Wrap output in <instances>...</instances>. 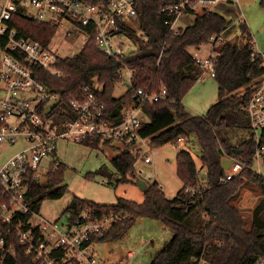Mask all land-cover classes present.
Instances as JSON below:
<instances>
[{
	"label": "trees",
	"instance_id": "trees-1",
	"mask_svg": "<svg viewBox=\"0 0 264 264\" xmlns=\"http://www.w3.org/2000/svg\"><path fill=\"white\" fill-rule=\"evenodd\" d=\"M174 1L177 0H136L135 20L145 39L131 26L120 25V29L137 44L136 50L123 56H109L89 41L75 55L58 59L55 64L57 75L42 71L39 77L63 96L52 112L57 121L69 116L63 111L69 110L64 94L75 93L84 84L97 92L114 122L121 119V107L131 99L134 88L151 91L163 85L166 98L143 106L149 121L143 124L141 134L149 136L155 147L194 134L200 148V167L196 166L191 153L182 149L178 151L175 163V173L182 187L173 198H167L159 183L154 181L147 183L142 201L119 196L114 204H101L74 196L64 212L70 214L72 223L85 206H91L99 213L128 214L126 219L114 223L103 234L93 236L94 242L121 237L137 218L159 221L172 231V236L163 243L150 264H255L264 259V175L251 166L256 147L264 146V129L260 142L256 143L246 107L263 79V56L260 53L252 55L250 32L245 23H239L242 29L239 36L222 40L212 47L220 52L213 76L217 82L218 100L204 114H191L182 100L197 81L201 67L189 48H199L209 43L210 37L224 34L232 21L228 15L233 14L234 8L231 3H218L210 11L203 9L202 13H196L191 24L174 30L166 21L174 20L175 14L160 12L162 7ZM260 3L264 5V0ZM188 12L195 13V10ZM12 24L20 36L43 43L51 40L55 33L54 26L38 22L23 12L13 16ZM123 67L134 72L132 84L121 96L114 97L113 91L121 80ZM243 133L244 136L233 142L232 134ZM81 143L95 148L111 144L98 136ZM223 157L237 158L247 165L225 183L219 181L225 173L221 164ZM112 162L119 173V183H135L138 175L133 168L134 157L128 150L123 148ZM64 167L61 161L55 170L50 167L45 182L30 180L27 195L34 211H38L44 199L61 198L67 191L63 182ZM201 169L205 170L208 186L196 192L187 191V187L198 183ZM247 185L258 186L263 195L252 210L248 228L236 204L241 190ZM12 242L15 252L11 254L0 249V264H36L17 238Z\"/></svg>",
	"mask_w": 264,
	"mask_h": 264
},
{
	"label": "built area",
	"instance_id": "built-area-1",
	"mask_svg": "<svg viewBox=\"0 0 264 264\" xmlns=\"http://www.w3.org/2000/svg\"><path fill=\"white\" fill-rule=\"evenodd\" d=\"M221 0H177L160 9V12L175 14V19L166 21L170 28L177 17L199 6L212 10ZM136 0H0V155L4 149L17 146V150L0 161V249L13 254L15 238L25 246V253L31 255L36 264H95L97 251L93 236L103 234L114 223L126 219L125 212L111 211L99 213L91 206H85L75 222L48 221L34 211L28 198V184L31 179L39 180L47 175L50 167L55 170L60 160L56 156L57 140L83 141L93 137L118 143L134 157L133 168L138 175L142 172L138 163L150 164L153 145L149 136H143L141 129L149 118L144 112L146 103L166 98L163 85L157 90L136 87L131 99L120 110L121 119L114 122L109 117L107 105L97 92L84 84L75 93H66L69 115L57 121L52 114L54 107L63 96L53 91V87L40 79L42 71L58 74L55 64L60 56L50 47V41L20 36L12 24L17 12L38 22L55 27V33L64 31L66 36L84 35L83 46L92 41L104 54L123 56L129 50H136L133 40L120 25H129L136 19ZM239 17V23H244ZM132 27V26H131ZM175 30V29H174ZM54 33V34H55ZM248 37L247 32L244 35ZM252 55L257 54L254 41ZM222 35L210 37V43L222 42ZM220 52L213 50L204 58L193 57L199 62L201 73L198 81L203 82V72L211 77L215 74V63ZM127 71L125 80L123 71ZM133 71L128 67L121 70L122 83L132 82ZM99 89V87H97ZM246 110L250 129L256 143L261 140L264 129V79L254 90ZM185 138L180 137L178 145ZM264 146L256 147L253 159L262 155ZM225 158V157H223ZM228 158V157H226ZM225 169L219 179L225 183L239 174L247 165L237 159ZM252 168V167H251ZM198 183L187 187L196 192L208 186L206 176L200 175ZM134 251L128 252L119 264L132 258ZM199 264H206L200 262ZM255 264H264V259Z\"/></svg>",
	"mask_w": 264,
	"mask_h": 264
},
{
	"label": "rangeland",
	"instance_id": "rangeland-1",
	"mask_svg": "<svg viewBox=\"0 0 264 264\" xmlns=\"http://www.w3.org/2000/svg\"><path fill=\"white\" fill-rule=\"evenodd\" d=\"M260 1L221 0L220 3H231L234 8L233 14L228 15L229 18H232V21L222 34V39L229 40L239 36L242 33L239 26V17L243 18L254 41V49L263 56L264 66V5H261ZM202 11V7L199 6L195 13L186 12L179 15L173 24V29L183 28L191 24L196 13L200 14ZM130 26L136 32L138 31L139 35H142L135 19L130 22ZM142 37L145 39L143 35ZM84 38V35L78 34L66 36L64 31H60L52 37L50 47L60 56H72L81 50ZM123 39L126 43L130 42L128 36ZM241 39L245 40L243 36H241ZM213 46H215L213 42L212 44L210 42L204 43L199 48L190 47L189 51L196 57L204 58L211 53ZM123 75L126 80V70L123 71ZM203 76L204 81L197 80L182 100L185 108L191 114H204L207 108L218 100L216 80L207 74V71L203 72ZM128 88V83L119 82L115 86L113 96H121ZM232 135H234L232 137L233 142H237L241 135L244 136V133L239 134V136ZM56 145L57 155L65 166L63 182L67 185V191L61 198L44 199L41 202L38 213L46 220L50 222L58 220L59 225L61 222H65L67 219L64 212L65 208L74 196L101 204H114L119 196L135 201L144 199L143 191L136 183H119L117 181L119 173L112 159L123 150L121 144H101L95 148L79 141L58 139ZM182 149L191 153L196 166L199 168L200 148L196 136L189 134L178 145L169 143L158 147L153 146V153L150 152L151 163L143 165V162L140 161L138 165L141 166L142 172L137 177L148 184L154 181L158 182L165 196L169 199L173 198L182 187V182L175 173L176 156L178 151ZM16 150L17 146L4 149L0 155V161L8 158ZM251 167L256 172L264 175V152L254 159ZM47 179V175L41 174L39 181L45 182ZM262 196L258 186L247 185L241 190L240 196L236 200L247 228L250 226L252 210ZM171 236L172 231L159 221L148 217L137 218L121 237L95 242L97 251L95 264H119L121 259H125L128 250H133L135 254L124 264H150L163 243Z\"/></svg>",
	"mask_w": 264,
	"mask_h": 264
},
{
	"label": "water",
	"instance_id": "water-1",
	"mask_svg": "<svg viewBox=\"0 0 264 264\" xmlns=\"http://www.w3.org/2000/svg\"><path fill=\"white\" fill-rule=\"evenodd\" d=\"M231 162H232L231 158H226V157L222 158V160H221L222 167L224 169H227ZM135 183L139 186V188L142 191H144L146 189V187H147V182H145L144 180H142L140 178H136L135 179Z\"/></svg>",
	"mask_w": 264,
	"mask_h": 264
},
{
	"label": "crops",
	"instance_id": "crops-1",
	"mask_svg": "<svg viewBox=\"0 0 264 264\" xmlns=\"http://www.w3.org/2000/svg\"><path fill=\"white\" fill-rule=\"evenodd\" d=\"M261 54V53H260ZM56 156H57V158L60 160V158H59V156L57 155V149H56ZM61 161V160H60ZM201 171H202V175H201V173H200V175L203 177V176H205V170L204 169H201ZM151 242H152V240H151ZM131 251H133V250H128L127 252H126V254L128 253V252H131ZM135 254V253H134ZM134 254H133V256H134ZM132 256V257H133Z\"/></svg>",
	"mask_w": 264,
	"mask_h": 264
}]
</instances>
